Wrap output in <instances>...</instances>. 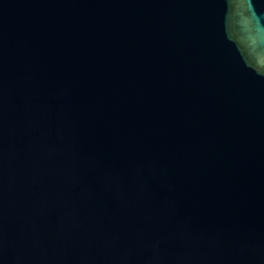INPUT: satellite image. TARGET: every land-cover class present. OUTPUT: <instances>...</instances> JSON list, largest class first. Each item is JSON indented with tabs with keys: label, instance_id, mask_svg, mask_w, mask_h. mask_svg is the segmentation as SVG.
I'll return each mask as SVG.
<instances>
[{
	"label": "water",
	"instance_id": "obj_1",
	"mask_svg": "<svg viewBox=\"0 0 264 264\" xmlns=\"http://www.w3.org/2000/svg\"><path fill=\"white\" fill-rule=\"evenodd\" d=\"M0 264H264V0H0Z\"/></svg>",
	"mask_w": 264,
	"mask_h": 264
}]
</instances>
